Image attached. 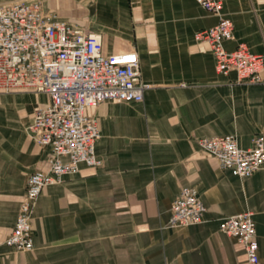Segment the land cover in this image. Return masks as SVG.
<instances>
[{
  "label": "crops",
  "instance_id": "obj_1",
  "mask_svg": "<svg viewBox=\"0 0 264 264\" xmlns=\"http://www.w3.org/2000/svg\"><path fill=\"white\" fill-rule=\"evenodd\" d=\"M43 3L57 19L100 34L104 55H138L149 88L142 103L103 102L87 111L100 133V165L81 164L43 189L26 253L6 239L28 176L49 167V149L26 131L48 99L0 93V264H246L243 246L219 230L223 219L243 213L254 221L264 264V169L233 177L197 144L231 135L248 149L264 137V67L256 84L218 75L209 46L194 39L218 17L195 0ZM221 13L233 23L224 48L243 43L264 57V0H223ZM183 187L194 188L206 210L196 225L171 227V204Z\"/></svg>",
  "mask_w": 264,
  "mask_h": 264
},
{
  "label": "built area",
  "instance_id": "obj_2",
  "mask_svg": "<svg viewBox=\"0 0 264 264\" xmlns=\"http://www.w3.org/2000/svg\"><path fill=\"white\" fill-rule=\"evenodd\" d=\"M195 1L218 17L213 27L194 35L196 42L209 46L216 73L223 77L234 73L235 83H259L264 57L253 54L243 43L232 51L224 48L233 38V23L221 13L223 0ZM148 88L141 80L139 58L134 52L104 55L100 34L57 19L40 0L0 3V93L27 91L48 99L44 108L34 112L26 131L37 145L49 149V167L27 178L6 239L12 251L33 250L31 217L44 188L77 174L81 164L100 165L94 149L100 133L87 111L103 102L142 103ZM197 144L233 177L247 178L264 169L262 135H256L248 149H241L231 135L201 138ZM205 210L196 190L183 187L171 204L168 225H196ZM219 230L243 246L246 264H259L250 213L223 219Z\"/></svg>",
  "mask_w": 264,
  "mask_h": 264
},
{
  "label": "rangeland",
  "instance_id": "obj_3",
  "mask_svg": "<svg viewBox=\"0 0 264 264\" xmlns=\"http://www.w3.org/2000/svg\"><path fill=\"white\" fill-rule=\"evenodd\" d=\"M14 1H0V3H8V2H14ZM40 1L43 3V0H40ZM18 93H23V92H14V93H8V94H18ZM25 93H32V92H25ZM34 94H39V93H34Z\"/></svg>",
  "mask_w": 264,
  "mask_h": 264
}]
</instances>
